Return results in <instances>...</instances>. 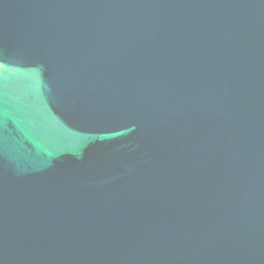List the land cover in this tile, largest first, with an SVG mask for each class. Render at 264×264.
<instances>
[{
    "label": "water",
    "instance_id": "95a60500",
    "mask_svg": "<svg viewBox=\"0 0 264 264\" xmlns=\"http://www.w3.org/2000/svg\"><path fill=\"white\" fill-rule=\"evenodd\" d=\"M0 264H264V0H0Z\"/></svg>",
    "mask_w": 264,
    "mask_h": 264
}]
</instances>
